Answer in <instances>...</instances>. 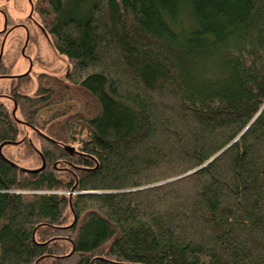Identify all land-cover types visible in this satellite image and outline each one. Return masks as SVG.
<instances>
[{
  "label": "trees",
  "instance_id": "16d2710c",
  "mask_svg": "<svg viewBox=\"0 0 264 264\" xmlns=\"http://www.w3.org/2000/svg\"><path fill=\"white\" fill-rule=\"evenodd\" d=\"M36 11L69 67L0 84L40 161L0 156V264H264V0Z\"/></svg>",
  "mask_w": 264,
  "mask_h": 264
},
{
  "label": "rangeland",
  "instance_id": "374dc122",
  "mask_svg": "<svg viewBox=\"0 0 264 264\" xmlns=\"http://www.w3.org/2000/svg\"><path fill=\"white\" fill-rule=\"evenodd\" d=\"M6 28L8 32L4 34ZM0 58L12 76L29 74L30 80L26 83L29 92L32 80L39 73L63 77L69 67L67 58L53 47L37 11L33 13L28 0H0ZM3 81L7 80L0 79L1 85ZM3 153L10 154L12 162L25 169L40 166L36 155H31L24 146L7 147Z\"/></svg>",
  "mask_w": 264,
  "mask_h": 264
},
{
  "label": "flooded vegetation",
  "instance_id": "af4514ba",
  "mask_svg": "<svg viewBox=\"0 0 264 264\" xmlns=\"http://www.w3.org/2000/svg\"><path fill=\"white\" fill-rule=\"evenodd\" d=\"M38 1L39 0H28V2L30 3V5H31V8H32V11H33V13H35L36 12V7H37V5H38ZM7 32H8V29L6 28L5 30H4V34L6 33L7 34ZM0 61H2V58H0ZM3 63V62H2ZM4 65V64H3ZM5 66V65H4ZM6 67V66H5ZM9 71V70H8ZM25 73H23V74H21V75H24ZM28 74V73H27ZM29 75V74H28ZM18 76V75H17ZM0 77H5V78H3V79H11L12 77H16V76H12L9 72H7V73H4V74H0Z\"/></svg>",
  "mask_w": 264,
  "mask_h": 264
},
{
  "label": "water",
  "instance_id": "95a60500",
  "mask_svg": "<svg viewBox=\"0 0 264 264\" xmlns=\"http://www.w3.org/2000/svg\"><path fill=\"white\" fill-rule=\"evenodd\" d=\"M18 143V141H4L3 143H1L0 144V156L1 157H3V159L6 161V162H8L9 164H11V165H15V163L14 162H12L11 160H9V159H7L6 157H4V155L2 154V152H1V149H2V146L3 145H5V144H17ZM69 151H71V149L70 148H67ZM27 171H36V170H38V168H36V169H26Z\"/></svg>",
  "mask_w": 264,
  "mask_h": 264
}]
</instances>
